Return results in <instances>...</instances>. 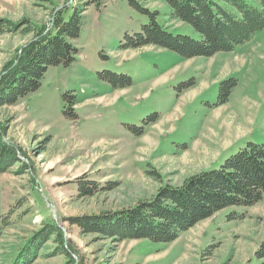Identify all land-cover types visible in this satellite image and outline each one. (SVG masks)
<instances>
[{
	"label": "rangeland",
	"instance_id": "obj_1",
	"mask_svg": "<svg viewBox=\"0 0 264 264\" xmlns=\"http://www.w3.org/2000/svg\"><path fill=\"white\" fill-rule=\"evenodd\" d=\"M84 1L0 0V18L17 24L0 34V76L55 12ZM137 1L156 10L171 33L198 38L190 25L170 18L163 0ZM147 22L129 0L90 5L74 42L76 60L50 66L36 91L0 105L4 140L18 149L20 160L0 174V264L16 260L48 222L60 226L88 264H256L264 193L254 205L223 208L168 243L106 239L67 220L134 205L160 187L217 168L247 142L264 141V30L210 57L183 59L152 45L119 47L124 33ZM104 70L124 73L132 84L113 87L99 76ZM229 79L236 84L228 100L215 105L220 82ZM66 91L73 97L63 99ZM71 99L75 118L63 114ZM21 162L28 168L18 173ZM78 179L114 187L80 197ZM54 246L45 242L31 264H63Z\"/></svg>",
	"mask_w": 264,
	"mask_h": 264
},
{
	"label": "trees",
	"instance_id": "obj_2",
	"mask_svg": "<svg viewBox=\"0 0 264 264\" xmlns=\"http://www.w3.org/2000/svg\"><path fill=\"white\" fill-rule=\"evenodd\" d=\"M105 0H85L82 6L70 5L55 12L49 27L37 30L35 38L22 48L16 63L8 66L0 76V105H14L19 99L36 91L50 66L67 67L79 52L75 40L80 36L82 14L94 5L100 9ZM170 10V18L190 25L198 34L193 38L186 34H173L157 21L158 12L141 6L137 0L129 5L148 17L138 31L124 33L121 49H138L157 46L176 53L180 58L210 57L217 52L231 51L236 45L248 41L253 34L264 30V0H163ZM17 24L0 18V34L15 31ZM46 30V31H44ZM26 31H29L26 30ZM7 69V68H6ZM99 76L113 87H127L132 78L110 70ZM235 80L220 82L215 105L224 104ZM187 83L185 86H188ZM69 92L62 94L70 99ZM69 97V98H68ZM63 114L75 118L70 106ZM6 129L0 120V174L19 162L18 149L4 140ZM28 168L21 162L18 173ZM154 175V173H150ZM78 179L76 187L80 197H92L99 190L113 189L108 184L101 187L93 182ZM264 193V141L247 142L224 159L217 168L206 169L189 176L180 185L160 187L150 198L136 201L134 205L118 210H106L97 214L68 217L71 225L78 226L85 234H96L116 240L149 239L154 242L174 241L181 232L211 217L229 206L249 207L257 203ZM242 217V216H241ZM7 225V218L3 217ZM47 241L54 243V254L63 256V264H88L77 252L69 238L56 223H45L30 242L19 250L11 264H31L36 253ZM256 264H264V239L253 254ZM243 264H250L249 261Z\"/></svg>",
	"mask_w": 264,
	"mask_h": 264
}]
</instances>
